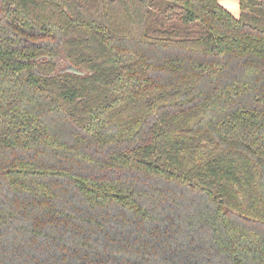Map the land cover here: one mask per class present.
<instances>
[{"label": "trees", "instance_id": "1", "mask_svg": "<svg viewBox=\"0 0 264 264\" xmlns=\"http://www.w3.org/2000/svg\"><path fill=\"white\" fill-rule=\"evenodd\" d=\"M238 4L0 0V264H264V0Z\"/></svg>", "mask_w": 264, "mask_h": 264}, {"label": "rangeland", "instance_id": "2", "mask_svg": "<svg viewBox=\"0 0 264 264\" xmlns=\"http://www.w3.org/2000/svg\"><path fill=\"white\" fill-rule=\"evenodd\" d=\"M21 39L25 43H28V44H33V45L42 46V47L43 46H49L51 48L58 49V50L60 49L61 40L58 36L55 38H42V37H38L37 35L34 37L25 35V36H21ZM46 59H50V57H47ZM53 61L56 63L58 68H59L58 64H60V63L66 67L68 64V61L63 59L61 56L54 57ZM68 66H69V64H68ZM63 69H65V68H63Z\"/></svg>", "mask_w": 264, "mask_h": 264}, {"label": "crops", "instance_id": "3", "mask_svg": "<svg viewBox=\"0 0 264 264\" xmlns=\"http://www.w3.org/2000/svg\"><path fill=\"white\" fill-rule=\"evenodd\" d=\"M219 3L229 10L235 17L239 15L238 0H219Z\"/></svg>", "mask_w": 264, "mask_h": 264}, {"label": "flooded vegetation", "instance_id": "4", "mask_svg": "<svg viewBox=\"0 0 264 264\" xmlns=\"http://www.w3.org/2000/svg\"><path fill=\"white\" fill-rule=\"evenodd\" d=\"M58 66H59V69L66 68V66H63L61 63H60V64H58ZM68 67H69V66H68ZM70 69H72V68L70 67ZM73 70H76V69H73Z\"/></svg>", "mask_w": 264, "mask_h": 264}, {"label": "water", "instance_id": "5", "mask_svg": "<svg viewBox=\"0 0 264 264\" xmlns=\"http://www.w3.org/2000/svg\"><path fill=\"white\" fill-rule=\"evenodd\" d=\"M69 66H70L72 69H77L76 67L72 66L71 64H69Z\"/></svg>", "mask_w": 264, "mask_h": 264}]
</instances>
